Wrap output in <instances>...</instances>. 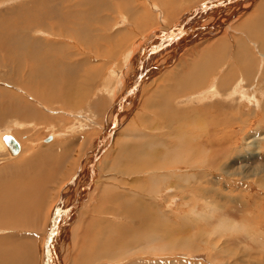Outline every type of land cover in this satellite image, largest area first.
<instances>
[{
	"label": "rangeland",
	"instance_id": "obj_1",
	"mask_svg": "<svg viewBox=\"0 0 264 264\" xmlns=\"http://www.w3.org/2000/svg\"><path fill=\"white\" fill-rule=\"evenodd\" d=\"M217 1L0 0V134L15 135L24 147L18 158L1 160L0 184L9 185L12 172L7 169L11 166L22 168L24 177L30 174V178H22L25 181L18 176L20 172L13 175L15 184L30 187L25 191L28 200L17 202V224H10L11 216L1 219L6 223L0 225V237L24 235L13 236L9 242L23 246L24 253L16 256L18 248L10 246L11 252L2 255L16 258L17 264H264V67L260 66L264 51L260 43H249L247 38L249 60L237 65L229 58L233 54L229 50L224 64L210 72L207 80L203 76L197 89L181 95L186 89L175 86L182 68L186 77L198 67H207L210 50L204 49L217 40L233 45L232 38L223 33V37L218 34L220 37H207L197 46L184 47V36L198 16L194 13L202 10L204 15ZM167 11L169 17H165ZM158 26L165 30L162 34ZM155 34L151 42H157L152 50L155 56L141 63L137 59L135 66L128 67L123 58L130 52L136 54L142 48L140 42L152 41ZM173 45L185 50H173ZM29 50L40 51L34 63ZM49 51L58 64L50 60L46 73ZM165 54L170 60L175 58L169 61V71H165L168 59H152ZM60 64H64L61 69ZM227 67L234 71L219 82V97L198 103L192 95L198 96L197 92L215 81H211L214 76L222 77ZM110 71L124 73L132 96L122 94L124 87L116 91L117 85L103 88ZM35 79L46 83L45 102L30 91L43 93L40 86L30 84ZM243 79L255 98L252 104L239 95L235 100L229 96ZM136 89L143 93L137 94ZM121 95L128 99L117 103ZM134 96L136 108L130 113ZM25 107L34 109V116L31 111L32 115L23 117ZM166 116L171 120L166 122ZM115 117L116 127L111 124ZM19 124L23 128L16 126ZM51 135L56 141L46 143ZM100 139H104L102 149L95 153ZM132 144L137 148L146 145L147 149L142 147L148 152V163L135 177H129L128 168L142 164L145 156L135 148L131 151ZM92 159L97 160L94 166ZM40 186L39 191L32 190ZM61 198L67 212L60 211L59 223L66 221L69 230L65 231L69 232L61 229L56 247L50 249L52 254L44 257L47 225L54 210L60 208ZM153 229L156 242L147 239ZM128 247L131 252L126 254ZM105 253L115 258H107Z\"/></svg>",
	"mask_w": 264,
	"mask_h": 264
},
{
	"label": "bare ground",
	"instance_id": "obj_2",
	"mask_svg": "<svg viewBox=\"0 0 264 264\" xmlns=\"http://www.w3.org/2000/svg\"><path fill=\"white\" fill-rule=\"evenodd\" d=\"M105 1V0H104ZM174 1V0H173ZM217 2H219L218 4H216L215 6L214 5H212V6H210V7H208V8H206L204 11H205V13H204V15H202L200 12H202V10H200L199 12L198 11H196L194 14L195 15H197L198 14V16H197V19H200V18H202V21H199L198 22V20L196 19V20H194V22H191L192 24H191V26L188 28V31H187V33L185 34V36H184V38H185V40H186V42L184 43V47L185 48H188L190 45V47H194V46H197V44L198 43H200V42H202L203 41V39H205V38H207V37H211V38H216V36L218 35V34H220V36L224 33V34H226L227 36H229L230 38H232V42H233V45L231 46V45H229V43H228V41H224V40H217V42L215 43L214 42V45L209 49L208 47L206 48V49H204V50H210L209 52H208V55L207 56H209L208 58H209V64H207L206 66V68H204V69H200V67H198V68H196V70H192L189 74H188V76H186V77H184V75L182 74V73H184V71L186 70V69H184V68H182L181 70H183V71H181V72H179L178 73V77H180L181 78V80L179 79L178 80V78H177V83L175 84V86H177L178 85V87L179 86H184V90L186 89V91H185V93H181V95H185L187 92H189L190 91V88L191 89H197L198 87H200V85H202V81H201V78L203 77V76H206V80L208 79V77L210 78V75H211V73L210 72H213V70L215 71V68H218V67H221L224 63V60H225V58H226V55H227V57H228V51L229 50H232V52H233V54L229 57V58H232V60L235 62V64L237 65V63L236 62H238V64H240V63H242V62H244L246 59H248L249 60V57H248V54H249V51H250V48L248 47L249 45H248V43H246L247 41H246V39L248 38V39H250V40H248L249 41V43H252V42H254V41H257L258 43H260V50H263L264 51V0H218ZM220 2H221V4H220ZM161 4V3H160ZM206 4V3H205ZM153 6V5H152ZM208 6V5H207ZM207 6H205V7H207ZM214 6V7H213ZM99 8V7H98ZM152 8V7H151ZM156 8V10H157V12L159 13V15L160 16H163L164 17V15H163V13L162 12H159L160 11V6H156L155 7ZM197 9V8H196ZM215 9V10H214ZM195 10V9H194ZM152 11V10H151ZM247 11H249V13H245V12H247ZM193 12V11H192ZM167 13L168 14H165V17H169V14H170V11H167ZM245 13V14H244ZM200 14V15H199ZM171 15V14H170ZM195 15H193V16H195ZM246 15H247V17H246ZM159 16V17H160ZM250 16V17H249ZM38 17V16H37ZM162 17V19L164 20V18ZM193 18V17H192ZM245 18V19H244ZM155 19V18H154ZM242 19H244V20H242ZM42 19H39V21H41ZM242 20V21H241ZM39 21H36L35 20V23L34 24H38V22ZM166 21H168V19L166 20ZM178 22V21H177ZM238 22V24L237 25H233V24H235V23H237ZM32 23H33V21H32ZM179 23V22H178ZM196 23V25H194ZM29 24V23H28ZM146 24V23H145ZM145 24H143V25H145ZM160 24H161V27H164V26H166L163 22H159V26H160ZM198 24H200V26L198 27L199 28V31L200 32H198L197 31V25ZM121 25V24H120ZM142 25V26H143ZM186 25H188V24H186ZM159 26H158V28H159ZM181 26V25H180ZM183 26V25H182ZM181 26V27H182ZM185 26V25H184ZM161 27L159 28V29H161ZM175 27V26H174ZM180 29V28H179ZM197 31V34L199 33V35H197L196 33H195V35L194 36H192V34L194 33V31ZM239 30H242V31H244V32H240ZM34 31V30H33ZM163 31H165V30H163V29H161L160 30V32L161 33H159V34H162V32ZM191 31H193L192 33H191ZM195 31V32H196ZM202 31V32H201ZM154 32V31H153ZM176 32V31H175ZM206 32V33H205ZM190 33V34H189ZM212 33V34H211ZM234 33H237V35H238V37H237V35H233ZM243 33V35H241ZM83 34V33H82ZM211 34V35H210ZM239 34L241 35V36H239ZM157 34H155V35H153L152 36V41H149V42H140V45L142 46V48H141V50H139L138 48V52L135 54H133V53H129L125 58H123V60L125 59V64L126 65H128V67H130V66H132V65H134L135 64V62L137 61V59H138V61H139V63H141L142 61H144V58L145 59H147V61L149 60V58H151V56L153 55V56H155V54H153L154 52L152 51L154 48L153 47H155L156 45H157V42L155 43V45H153V43H151V42H154V37L156 36ZM189 35H190V38H193L194 37V42L193 43H190L189 42V40H190V38H188L189 37ZM79 36V35H78ZM219 35L217 36V37H220ZM224 35H222V37H223ZM146 37V36H145ZM233 37H234V39H233ZM143 39H145L144 37H143ZM219 39H221V38H219ZM141 40V39H140ZM163 41V40H162ZM247 44V45H246ZM138 46H139V42H138V44H137ZM13 46H17V43H14L13 44ZM137 46V47H138ZM135 47V46H134ZM133 47V48H134ZM125 48V47H124ZM160 48V47H159ZM181 48V47H180ZM180 48L178 49V50H180ZM136 49V50H137ZM133 50V49H132ZM182 50H185V49H182ZM182 50H180L181 52H182ZM193 50V49H192ZM80 53H83V52H86L87 50H78ZM133 52V51H132ZM252 52V51H251ZM29 56H30V62H32V63H34V61H37V59H38V57H39V53H40V51L39 52H34V50H29ZM89 53V52H88ZM159 53V52H158ZM175 54H176V52H174ZM59 54V53H58ZM72 55H74L73 53H71ZM86 54V53H85ZM174 54V55H175ZM46 55V54H45ZM62 55V54H61ZM87 55V54H86ZM89 55V54H88ZM118 55V54H117ZM178 55V54H177ZM17 56V55H16ZM64 56V55H63ZM90 56V55H89ZM182 56V55H181ZM252 56V55H251ZM256 56V55H255ZM114 57V56H113ZM169 57H170V55H168V54H165V56L164 55H161V56H158V55H156V58H152L153 60H155V61H159L160 59L162 60V59H168V61L166 62V63H168L169 61H171V63H172V61H174L175 60V58H172L171 60L169 59ZM117 59V58H116ZM151 59V60H152ZM174 59V60H173ZM251 59V58H250ZM50 60H53L55 63H57L58 64V62H57V57H55L54 55H52V52L51 51H49V54H48V58H47V62H45L46 63V73L48 72V69H49V63H52ZM136 60V61H135ZM177 60V59H176ZM146 61V62H147ZM20 62V61H19ZM25 62V61H24ZM60 62H61V60H60ZM152 62V61H151ZM179 62V61H178ZM230 62V61H229ZM62 63H64L65 65L68 63V62H66L65 60H64V58L62 59ZM88 63V62H87ZM90 63V62H89ZM109 63H111V62H109ZM171 63L169 62L168 64H166L167 65V68H166V70L165 71H169V70H171L168 66H170L171 65ZM223 63V64H222ZM252 63V62H251ZM262 65L260 64V66H261V68L262 67H264V56H263V60H262ZM63 64V65H64ZM73 64V63H72ZM71 64V65H72ZM75 64V63H74ZM85 64H86V62H85ZM162 64H164V61L162 62ZM220 64H222V65H220ZM61 65L62 64H60V67H59V69H61L62 67H61ZM62 65V66H63ZM70 65V66H71ZM79 65V64H78ZM155 65V64H154ZM204 66H205V64H203ZM202 65V66H203ZM218 65H220V66H218ZM236 65H234V66H236ZM250 65V64H249ZM249 65H247L246 67L249 69L250 67H251V65H250V67H249ZM253 65V64H252ZM44 66V65H43ZM74 66H76V65H74ZM74 66H72V68H74ZM83 66V65H82ZM135 66V65H134ZM185 66H187V65H185ZM225 66V65H224ZM229 66H231V65H229ZM259 66V65H258ZM260 66H259V68H260ZM42 67V66H41ZM99 67V66H98ZM97 67V68H98ZM143 67V66H142ZM232 67V66H231ZM231 67L229 68V67H227V69H225V71H224V73H223V76L222 77H219V76H214V78L211 80V81H213V80H215V81H213L211 84L209 83L208 84V86L204 89H201V91H199V92H197L198 93V96H196V94L195 95H192V96H194L195 98H198L199 99V101H198V103L199 102H204V101H206L207 99H213L214 97H219V94H220V92H218L219 90H218V84H219V82H221V81H224L225 79H229L228 77H230V75L232 74V72L234 71V69H231ZM246 67H244V68H246ZM255 67V66H254ZM66 68V67H65ZM81 68V67H80ZM258 68V69H259ZM53 69V68H52ZM51 68H50V70H52ZM70 69H71V67H70ZM78 69V68H77ZM100 69V68H99ZM137 69V68H136ZM145 69V68H144ZM168 69V70H167ZM194 69V68H193ZM236 69V68H235ZM254 69V68H253ZM256 69H257V67H256ZM71 70H73V69H71ZM70 70V71H71ZM98 70V69H97ZM142 70V69H141ZM233 70V71H232ZM255 70V69H254ZM73 71H75V69L73 70ZM72 71V72H73ZM81 71V70H80ZM176 71H177V69H176ZM176 71H174L173 73H172V75H174L175 76V72ZM232 71V72H231ZM43 72V71H42ZM91 72V71H90ZM111 72V71H110ZM149 72V71H148ZM172 72V71H171ZM236 72V71H235ZM247 72V71H246ZM249 72V71H248ZM250 72H251V70H250ZM258 72V71H257ZM260 72V71H259ZM258 72V73H259ZM262 72V71H261ZM101 73V72H100ZM152 73V72H151ZM91 74H92V72H91ZM98 74V73H97ZM124 74V73H123ZM120 75V74H117V73H115V72H111V73H109V75L106 77V80L104 81V85H103V88H105V89H109V88H112L114 85H117V88H116V91L118 90V89H120V87L121 88H123L124 90H123V93L122 94H124L125 92H126V94L127 93H129L130 91V87L131 86H129V84H128V82H127V79L124 77V75ZM149 74V73H148ZM202 74V75H201ZM214 74V73H213ZM216 74H217V72H216ZM216 74H214V75H216ZM234 74H236V73H234ZM66 75V74H65ZM250 75V74H249ZM262 75V74H261ZM142 76H145L144 74H142ZM141 76V77H142ZM150 76V75H149ZM257 76V75H256ZM37 77V76H36ZM71 77V76H70ZM165 77V76H164ZM183 77V78H182ZM232 77V76H231ZM26 78V77H25ZM33 78V77H32ZM39 78V77H38ZM40 78H43V76H41ZM45 78H47V76L45 77ZM65 78L66 79H68V77L67 76H65ZM93 78V77H92ZM117 78V79H116ZM185 78V79H184ZM256 78V77H255ZM27 79V78H26ZM48 79V78H47ZM74 79H76V78H74ZM95 79H96V77H95ZM139 79V78H138ZM137 79V80H138ZM150 79V78H149ZM170 79V78H169ZM187 79V80H186ZM249 79V78H248ZM36 81L34 82V81H30L31 83V85H33V86H40L41 88H42V90H43V93L41 94L39 91H32V90H30V89H28L27 90V88H25V90H27V91H31V93L33 94V95H35L36 97H40L41 98V100L43 101V102H45L46 101V99H47V97H46V94H45V92H44V89H46L45 88V86H43V84H46L45 83V81L43 80V79H41V80H37V79H35ZM79 80V79H78ZM136 80V81H137ZM231 80V79H230ZM27 81V80H26ZM29 81V80H28ZM65 81V80H64ZM71 81V80H70ZM69 81V82H70ZM141 81V79H139L138 80V83ZM169 81H171V80H169ZM201 81V82H200ZM226 81H228V80H226ZM91 82V81H90ZM150 82V81H149ZM171 82H173V80L171 81ZM176 82V81H175ZM204 82H205V77H204ZM40 83H42V85H39ZM48 83H49V81H48ZM88 83V82H87ZM206 83V82H205ZM237 83V82H236ZM26 84V83H25ZM50 84H51V82H50ZM70 84V83H69ZM80 84V83H79ZM172 84V83H171ZM247 83H246V81L243 79L241 82H238V84L236 85V87L234 88V90H233V92H231L230 94H229V96L231 97V98H235L236 97V95H239L240 97H241V100L242 101H244V102H247L248 104H252V102H253V100L255 101V98H253L252 97V95H251V93H249V90H247L246 88H245V85H246ZM48 85V84H47ZM46 85V86H47ZM52 85V84H51ZM65 85H66V83H65ZM72 85V84H71ZM88 85V84H87ZM162 85V84H161ZM167 85V84H166ZM165 85V86H166ZM49 86V85H48ZM60 86V85H59ZM90 86H91V83H90ZM112 86V87H111ZM174 87V86H173ZM196 87V88H195ZM24 88V87H23ZM80 88V87H79ZM147 88V87H146ZM222 88V87H221ZM71 89V88H70ZM105 89H103V90H105ZM113 89V88H112ZM220 89V88H219ZM22 90V89H21ZM50 90H51V88H50ZM72 90V89H71ZM101 90V89H100ZM111 90V89H110ZM109 90V91H110ZM134 90V89H133ZM145 90V89H144ZM179 90V89H178ZM48 91V90H47ZM46 91V92H47ZM62 91V90H61ZM78 91H79V89H78ZM84 93H85V91H84V89L82 90ZM102 91V90H101ZM120 91V90H119ZM132 91V90H131ZM221 91V90H220ZM255 91V90H254ZM80 92V91H79ZM99 92V91H98ZM103 92V91H102ZM136 92H137V94H138V92L141 94V93H143V92H140V89H139V91H137V89H136ZM257 91H255L254 93H256ZM109 93V92H108ZM113 94H116V93H114V91L112 92ZM119 93H121V92H119ZM49 94H50V92H49ZM53 94V93H52ZM60 94H61V92H60ZM130 94V96H132L133 94H132V92H130L129 93ZM140 94H139V96H140ZM193 94V93H192ZM80 95H82V93L81 94H79V96ZM109 95V94H108ZM136 95V94H135ZM255 95H257V94H255ZM47 96H48V94H47ZM51 96V95H50ZM53 96V95H52ZM51 96V97H52ZM58 96V95H57ZM56 96V97H57ZM115 97V96H114ZM127 97H128V95H127ZM124 98L122 95H121V97L120 98H118L117 99V101H116V99H115V101L117 102V103H120L121 102V100H122V103H123V100H127L128 98ZM136 96H134L131 100H130V98H129V100H130V106L128 107V112H130L131 113V108H132V112H133V110L136 108V102L135 101H137V100H135L136 98H135ZM228 97V96H227ZM112 98V97H111ZM187 98V97H186ZM189 98H191V97H189ZM21 99V98H20ZM58 99V98H57ZM73 99V98H72ZM143 99V98H142ZM165 99V98H164ZM40 100V101H41ZM132 100H134V101H132ZM189 100V99H188ZM235 100V99H234ZM60 101V100H59ZM103 102V101H102ZM114 102V101H113ZM163 102H165L164 100H163ZM189 102V101H188ZM257 102H258V99H257ZM97 103V102H96ZM98 103H100V102H98ZM106 103V102H105ZM193 103V102H192ZM195 103V102H194ZM45 104V103H44ZM84 104H85V102H84ZM129 104V103H128ZM185 104V103H184ZM257 105L258 104H260V103H256ZM30 105V104H29ZM100 105V104H99ZM117 105V104H116ZM103 106V105H102ZM258 107V106H257ZM106 108V107H105ZM10 109V108H9ZM37 109V108H36ZM161 109V108H160ZM5 110V109H4ZM6 110H7V108H6ZM101 110V109H100ZM103 110V109H102ZM31 111L33 112L34 111V109L32 110V108H31V110H30V108L29 107H25V109L24 110H22V112H23V114L19 111L18 113L19 114H22V116L23 117H25V118H27V116L29 115V114H31L32 115V113H31ZM36 112V111H35ZM35 112H33V116H34V113ZM184 112V111H183ZM8 113H11V110H10V112L8 111ZM78 113V112H77ZM167 113V112H166ZM175 113V112H174ZM96 114V113H95ZM180 114V113H179ZM189 114V113H188ZM30 115V116H31ZM36 115V114H35ZM129 115V114H128ZM167 115V114H166ZM87 116V115H86ZM113 116V115H112ZM118 116V115H117ZM127 116V115H126ZM195 116V115H194ZM119 117V116H118ZM121 117V116H120ZM123 117V116H122ZM186 117V116H185ZM127 118V117H126ZM172 118V117H171ZM171 118L169 119L168 118V116H166V119H167V121L166 122H168V121H170L171 120ZM173 118H174V116H173ZM206 118V117H205ZM125 119V118H124ZM193 119V118H192ZM121 120V119H120ZM172 120H174V119H172ZM208 121V120H207ZM214 120H212V122H213ZM121 123V122H120ZM216 123V122H215ZM224 124H225V122H223ZM111 124L113 125L114 124V127H116L117 126V124H119L118 122H117V119H116V117H115V119L111 122ZM159 124V123H158ZM111 125V126H112ZM215 125V124H214ZM16 126H19V127H22L23 128V124H19V125H16ZM26 126V125H25ZM160 126V125H159ZM169 126V125H168ZM172 126V125H171ZM178 126V125H177ZM223 126V125H222ZM221 126V127H222ZM113 130V129H112ZM6 135H11V136H13L16 140H17V142L20 144V148H21V150H20V152H19V154H17V155H13L12 153H11V151H10V149L8 148V146H7V144L5 143V140H4V138H5V136ZM209 135V134H208ZM109 135H107L106 136V139H108V138H111V137H108ZM111 136V135H110ZM206 136V135H205ZM50 138H48L47 140H46V143H50V142H54V141H56V137L54 136V135H51V136H49ZM109 140V139H108ZM103 142H104V139H100V141L98 142V145H95V153H99V151L102 149V146H103ZM189 143H191L190 141H189ZM143 144H146V143H143ZM192 144V143H191ZM147 146H148V144H146ZM146 145H141V148H137L135 145H131L130 147H128L129 149H131V151L135 148V151L137 150L140 154H143L145 157L143 158V160L142 161H140V162H142V164L141 163H138L137 165H135V168H128V171L131 173V174H129V177H131V176H136V175H140V174H138L139 173V171L141 172L142 170V168H144V166L148 163L147 162V154H148V152H147V147H146ZM150 145V144H149ZM190 145V144H189ZM51 146V145H50ZM142 146H144V147H146V149L145 148H143ZM193 146V145H192ZM222 146V145H221ZM152 147V146H151ZM23 145H22V142L17 138V137H15V135H13V134H10V133H3V134H0V162H1V160L3 159V157H4V160H10V159H16V158H18L22 153H23ZM153 148V147H152ZM200 149V148H199ZM196 150V149H195ZM92 156V155H91ZM22 157V156H21ZM131 157V156H130ZM19 160V159H18ZM167 160V159H166ZM17 161V160H16ZM92 161H93V165L92 166H94V164H95V162L97 161L96 159L95 160H93L92 159ZM155 163V162H154ZM97 164V163H96ZM156 164V163H155ZM154 164V165H155ZM27 165L28 164H25L24 166H25V168H26V173H27V171H29L28 169H29V167H27ZM193 165V164H192ZM210 165V164H209ZM21 166V165H20ZM138 167V168H137ZM92 168V167H91ZM7 170H9V171H11L12 172V175H11V177L9 176V175H7V177H10L9 178V185H6V184H0V225L3 223H6V222H2L1 221V219L3 220V221H5L4 220V218H6L7 220H10V217L12 216L13 217V221L11 222L10 221V224H14V225H16L17 224V221L15 220V218L16 217H18V215L20 214V211H18V209L16 208V205L18 204L17 202L19 201V200H23L24 198L25 199H27V196L28 195H26V193H25V191L27 190V189H29L30 187H26L25 185H21V186H18L17 184H15V183H17V182H13V180H14V178L16 177V176H14L13 177V175H15V174H17L18 172H20L19 173V177L22 179V178H30V174L29 173H27L26 174V176L24 177L23 176V174H24V170L22 169V168H20L19 169V166L18 167H16V166H11V168H8ZM89 172V171H88ZM149 172V171H148ZM154 172H156V171H154ZM4 173V172H3ZM3 173H0V174H3ZM91 174V173H90ZM159 176V175H158ZM6 177V178H7ZM18 177V178H19ZM36 178V177H35ZM155 178H157V177H155ZM158 179V178H157ZM22 180H26V179H22ZM73 180V179H72ZM128 180V179H127ZM133 179H129V182H131ZM35 181H36V179H35ZM75 181V180H74ZM156 181H158V180H156ZM163 181V180H162ZM186 181V180H185ZM92 182V181H91ZM135 182H137V181H135ZM166 182V181H165ZM168 182V181H167ZM189 182V181H188ZM52 185V184H51ZM24 187V188H23ZM33 187H35V186H33ZM154 187V186H153ZM38 188V187H37ZM146 188V187H145ZM145 188H141V189H139V191L140 192H144L146 189ZM39 189H41V186H40V188H38V189H32V190H38L39 191ZM43 189V188H42ZM145 189V190H144ZM151 189V188H150ZM155 190V189H154ZM37 191V192H38ZM158 194V193H157ZM156 197V196H155ZM28 200V199H27ZM64 201V198H61L60 199V205H59V207L60 208H56L55 210H54V212H53V214L51 215L52 216V220H49L50 222H49V224L47 225L48 226V233H49V236H48V239H47V243H46V245H45V247H44V250H42L43 252V256H44V254H45V256L44 257H48V255L49 254H52V250L56 247V245H57V241H58V239H59V234L60 233H62V230L61 229H63V231H65V230H69V229H67V226L65 227L64 225H66V221L65 222H63L62 221V223L60 222L59 223V220H60V218H61V216H59L61 213H62V215H63V212H65V209L67 208H65L64 206V203H63V201ZM26 201V200H25ZM26 203V202H25ZM25 203H22L21 205H27V204H25ZM62 203H63V205H62ZM143 203H145L144 201H143ZM79 205V204H78ZM133 206V205H132ZM77 208H79L78 206H76ZM19 208V207H18ZM64 208V209H63ZM62 209H63V212H60V211H62ZM70 209H73V207H71ZM75 210V209H74ZM134 210V209H133ZM30 211V210H29ZM67 212V211H66ZM65 212V213H66ZM76 212V211H75ZM151 212V211H150ZM22 213V212H21ZM141 213V212H140ZM136 214V213H135ZM138 214V213H137ZM133 215V214H132ZM7 216V217H6ZM65 216V215H64ZM68 214H66V220H68ZM153 216V215H152ZM147 218V217H146ZM148 218H150V217H148ZM51 219V218H50ZM6 220V221H7ZM65 220V219H64ZM78 220V219H77ZM143 220V219H142ZM136 221H137V219H136ZM133 222V221H132ZM97 223V222H96ZM142 224V223H141ZM35 225V224H34ZM68 225V224H67ZM78 225V224H77ZM12 226V225H11ZM31 226H32V224H31ZM80 226V225H79ZM123 226V225H122ZM7 227V226H6ZM13 227V226H12ZM26 228H28V225L27 226H25ZM35 228H37V227H34V229ZM126 228V227H125ZM4 229H5V227H4ZM2 231V230H1ZM6 231V230H5ZM9 231V230H8ZM36 231V230H35ZM34 231V232H35ZM45 232V231H44ZM66 232V231H65ZM69 231H67L66 233H68ZM154 232H155V230L153 229V230H150L149 231V234L147 235V237L149 236V238H147V239H151L153 242H156L157 241V239L155 238V237H153L154 235ZM6 233H9V232H6ZM73 233V232H72ZM11 234H14V233H11ZM64 235V234H63ZM74 235V234H73ZM11 236V235H10ZM10 236L8 235V236H6V237H0V264H11V263H15L16 262V264L18 263L17 261V259L16 258H13V259H8L7 258V256L6 255H2V253H4V254H6V252L5 251H8L9 250V247L10 246H15L16 248H18V250L17 251H15L16 253H14V255H16V256H19L18 254H19V252H22V250H23V246H18V245H16V243H9V242H13L12 241V238H13V236H14V238L15 237H17V236H19V237H22V236H24V235H12V238L10 239ZM61 236H62V234H61ZM47 237V236H46ZM66 237V236H65ZM145 237V236H144ZM13 238V239H14ZM26 238H28V237H26ZM160 238V237H159ZM116 240V239H115ZM137 241H139V240H137ZM141 241V240H140ZM145 242V241H144ZM10 245H9V244ZM118 243V242H117ZM149 242L147 241V244H148ZM22 245V244H21ZM27 245V247H26V249L28 250L29 248H28V246H29V244H26ZM138 245V244H137ZM152 245H153V243H152ZM174 245V244H173ZM149 246V245H148ZM180 246V245H179ZM50 249H52V250H50ZM127 250L129 249V247L128 248H126ZM140 249H143V248H139V250ZM50 250V251H49ZM56 251H57V249H55ZM144 250V249H143ZM10 252H11V250H9ZM155 251V250H154ZM131 252V250H128V251H126V254L127 253H130ZM22 253H24V252H22ZM106 254V253H105ZM113 254V253H112ZM134 254V253H133ZM42 255V254H41ZM137 255V254H136ZM105 257H107V258H115V256H112L111 254H106V256ZM50 258V257H49ZM55 258V257H54ZM71 258V257H70ZM17 260V261H16ZM49 260V259H48ZM57 260V259H56ZM139 260V259H138ZM44 262H45V260H44ZM53 262V261H52ZM65 262V261H64ZM137 262H139V261H137ZM159 262V261H158ZM45 264H47L46 262H45ZM56 264H61V261H57L56 262Z\"/></svg>",
	"mask_w": 264,
	"mask_h": 264
},
{
	"label": "water",
	"instance_id": "obj_3",
	"mask_svg": "<svg viewBox=\"0 0 264 264\" xmlns=\"http://www.w3.org/2000/svg\"><path fill=\"white\" fill-rule=\"evenodd\" d=\"M4 140L13 155L19 154L21 150L20 144L17 142V140L13 136L6 135Z\"/></svg>",
	"mask_w": 264,
	"mask_h": 264
},
{
	"label": "crops",
	"instance_id": "obj_4",
	"mask_svg": "<svg viewBox=\"0 0 264 264\" xmlns=\"http://www.w3.org/2000/svg\"><path fill=\"white\" fill-rule=\"evenodd\" d=\"M190 39H191V41L189 40V42H190V43H193V42H194V37H193V38H190ZM172 44H173V43H172ZM170 47H171V46H169V48H170ZM173 47H174L173 50H175V49L178 50V48L176 47V45H173ZM169 48H168V49H169Z\"/></svg>",
	"mask_w": 264,
	"mask_h": 264
}]
</instances>
